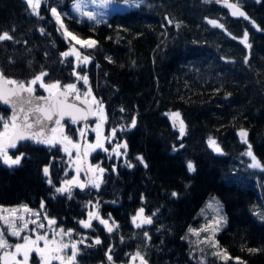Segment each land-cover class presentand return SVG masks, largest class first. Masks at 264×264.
Instances as JSON below:
<instances>
[{
    "label": "trees",
    "instance_id": "1",
    "mask_svg": "<svg viewBox=\"0 0 264 264\" xmlns=\"http://www.w3.org/2000/svg\"><path fill=\"white\" fill-rule=\"evenodd\" d=\"M71 1L42 0L36 16L25 0H0V34L13 37L0 42V73L28 82L47 72L45 83H76L81 94L91 88L104 106L102 131L116 129L114 143H126L127 155H89L90 163L105 169L100 188L73 187L69 199L68 193L55 191L71 173L59 146L18 144L9 153H22L21 164H0V206L25 204L55 219V228L74 230L71 238L84 240L75 264H127L137 251L148 264H195L183 235L204 200L214 195L224 213L215 235L218 247L243 264H264V223L249 213L258 202L257 189L264 193V171L248 167L247 145L238 135L241 129L248 132L253 154L264 165V0H228L248 19L231 16L212 0H127L138 3L99 23L76 19ZM52 7L69 31L97 41L79 50L90 57L87 65L77 67L61 55L69 43L49 15ZM245 32L250 48L241 43ZM74 71L87 74L89 84L78 81ZM35 94L44 93L36 89ZM174 112L184 122L183 137L179 121L174 129L168 119ZM0 117L9 120L1 106ZM64 126L74 140L79 125ZM210 137L222 154L209 148ZM189 161L195 172L188 171ZM140 208L152 223L137 228L131 218ZM89 212L107 219L113 231L95 219L81 231L78 222ZM225 263L210 259L202 264ZM30 264H38L34 255Z\"/></svg>",
    "mask_w": 264,
    "mask_h": 264
},
{
    "label": "snow or ice",
    "instance_id": "2",
    "mask_svg": "<svg viewBox=\"0 0 264 264\" xmlns=\"http://www.w3.org/2000/svg\"><path fill=\"white\" fill-rule=\"evenodd\" d=\"M27 6L31 9L33 15L39 16V8L41 7V0H25ZM91 3L97 4V0H90ZM113 0H99L98 6L103 7L107 4L112 3ZM127 3V0H125ZM206 3L211 2V0H205ZM216 2H221V0H216ZM224 5L232 10L233 16H241L245 19H248L246 14L240 9V7L236 3H229L228 0H222ZM83 0H77V2L73 5L76 12H78L81 16L87 17L89 21H96L97 17L93 12L83 11L82 10ZM51 15L55 18V22L59 25L58 30H62V34L66 41L75 42V44H79L82 48H93L96 46L97 41L92 39H82L79 36L75 35L73 32L69 31L68 28L64 25L62 20V14L57 10L56 7H52L50 9ZM209 24L214 27L223 28L222 24H218L215 20H209ZM178 27V25H177ZM41 33H43V29H40ZM13 37L8 33L4 32L0 34V42L6 40H12ZM248 41V33L245 32L241 43H244L246 47L250 48L251 45L247 43ZM61 55L65 58L69 56H74L76 58L77 67L80 64L87 65L90 62V57L87 55H82L79 51L75 49L74 46L70 47L69 51H65L61 53ZM111 62V61H109ZM47 72H41L36 75L33 79L28 82L16 81L13 79H8L0 73V102L10 105L13 108V115L10 120H3L0 117V120H3L2 129H0V161L4 165H7L9 168L14 166H19L21 164V160L23 159V154L16 155L13 157L10 155L9 150L15 149L19 142L25 140H31L34 143L43 144L49 147H56L57 145L62 146L63 151L71 157L72 152L70 149H76V160L73 161L77 165L76 167V177H73L70 180H65L63 182V186L56 187L55 191L60 194L68 193V198L71 199V188L73 186L79 187L83 190L89 184L99 190L100 184L102 183V174L105 169L100 167L99 165H89L88 171L95 173H100L101 176H94L89 178V180L85 182H81L79 180L80 172L82 171L80 161H81V145L79 143L73 142V140L64 134V125H62L61 121L67 116L71 119L73 124L77 123L78 120H86L88 115H98L99 122L96 124V143L94 144H86L83 146V156L86 158L89 154V151H95L97 148L103 149L104 151H108L104 147V141L109 140L108 137H102V133L100 129L106 119L104 116V106L102 102L98 101L94 96H92L91 88H88L83 94H81L80 90L77 88L76 83H69L66 85H61L59 81H55L52 83H45L44 77L47 76ZM73 75L76 76V79L82 80L83 84L87 86L89 84V79L87 74L81 75L78 72H73ZM39 84V87L48 93L47 96L40 95L37 96L36 85ZM12 86V87H6ZM24 93H27V96H24ZM12 97H16L19 103L18 112L23 113V117L17 114V105L12 102ZM70 97H74V100L80 101L81 104L85 105L84 108L79 107L76 103L70 100ZM89 97H91V101H89ZM35 101V103H34ZM25 105H28L25 108ZM92 105L96 106V109L93 110ZM123 111V109H121ZM170 118L173 120V126L176 127V122L179 121V134L180 137L185 135V125L182 119H180V113L174 112L170 114ZM47 122V123H46ZM54 125L49 127V125ZM136 120L135 118L131 121V127H135ZM33 129H36L33 131ZM45 129H48V132L51 135H47ZM81 136H84V132H80ZM116 135V129L112 130L111 136L114 138ZM240 136L241 142L247 145V151L243 153L251 159V163L248 165L249 168H259L261 171H264V165L257 160L252 151L251 144L247 141L248 132L244 129H241L238 133ZM109 142H111L109 140ZM209 147L213 149V151L222 154V149L216 143L214 139L211 137L208 140ZM183 147V145H181ZM123 148L124 152H121L120 149ZM127 144H118L112 148V153L116 156L127 155ZM176 150L175 147L173 149ZM141 163H144L142 157H137ZM129 167L132 165L129 164ZM147 167V165H144ZM187 169L189 172H195V166L192 162L187 163ZM67 175V173H65ZM43 175L45 177H49L48 183L52 184L50 179V171L49 167L43 168ZM173 196H176L177 193L173 192ZM211 206V205H210ZM43 203L41 204V208H43ZM95 207V206H94ZM25 212H29L30 210L25 206L23 209ZM3 211H10L11 214H15L17 209H4ZM144 208H140L139 211L133 216L132 222L137 228H141L143 224H151L152 218L144 217ZM33 216L39 217L40 213H31ZM144 217L141 222H137L138 218ZM264 219V216L261 217ZM17 219L22 220V225H17L14 220H10L8 217L0 215V220H3L7 228L5 230H0V264H30V260L32 258V254L35 253L38 257V264H53L54 261H57L58 264H75L76 257L79 252L78 244H83L84 240L80 241H72L70 243H65L63 241L64 236L71 237L73 235L72 229H64L59 228L58 230H52V238L50 239L47 234L37 233L35 238H32L29 235L21 236V233L28 229L29 223L36 224L38 229L45 228L43 223H37V220H25L24 217L20 216ZM44 219L48 221V225H55L57 222L55 219L49 218L45 215ZM98 220L100 224L104 225L108 232H112L113 228L109 226V222L107 219L101 218L98 214L89 212L86 220H80L78 223L83 228H91L92 221ZM214 223L219 224V221H214ZM211 225L205 226L202 230H207ZM35 231V230H33ZM200 230L189 229V232L199 235ZM8 233L11 236H15L18 239H22V243H16L14 245H10L8 241L5 239V233ZM59 236L60 239L57 240L56 237ZM145 237H148V233H144ZM150 239V237H149ZM42 242V245H41ZM101 240L99 238L94 240V244L99 245ZM214 247H218L215 243ZM70 249V254L68 250ZM111 251V250H109ZM250 252H255L257 249H249ZM214 255H220L219 252L214 253ZM223 258L231 259L224 253ZM132 261L139 260L140 264H148V261L145 259L144 255H142L139 251H137L132 257ZM108 260H112V256L108 255Z\"/></svg>",
    "mask_w": 264,
    "mask_h": 264
},
{
    "label": "rangeland",
    "instance_id": "3",
    "mask_svg": "<svg viewBox=\"0 0 264 264\" xmlns=\"http://www.w3.org/2000/svg\"><path fill=\"white\" fill-rule=\"evenodd\" d=\"M212 1L216 2V0H212ZM41 2H42V0H41ZM76 2H77V0L71 1V4H70L71 14L78 20H85V21L90 22V23L103 22L105 20V18L109 15V13H111V12H122V11H126L128 9H132L138 3V2H134V1H127V3L125 1L115 2L113 0L112 3L107 4L106 6L100 7V6H98L99 0H97V4L91 3L90 0H83L82 10L93 12L97 17L96 21H89L87 19V17H83L78 12L75 11L73 5ZM219 4L223 5L226 8L227 12L231 16H233L232 10L229 9L228 7H226L224 5V3L222 2V0H221V2H219ZM49 15L51 16L52 20L55 22V18L51 15L50 10H49ZM237 16H239V15H237ZM55 24H56V22H55ZM57 28L59 29V25H57ZM59 32L64 39V36L62 34V30H59ZM67 42L69 43V45H68V48L66 51H69L70 47H72V46H74L77 51H79L82 48V47H80L79 44H75V42H72V41H67ZM67 58H70L71 61L74 63V65H77L78 62L76 61V58L74 56H69ZM80 65H84V64H80ZM35 87L38 91L43 92L44 94H48L47 92H45L43 89H41L39 87V84H37ZM88 99H89V101H91V97H89ZM94 109H96V108H94ZM94 116H95L94 120L90 124L87 125L84 137L81 141V143H82L81 144V154L83 157V163H84L85 171L88 175V178H87V180H85L84 173H83V171H81L80 175H79V180L81 182H85V183L89 180V178L100 175V173H98V172L93 174L92 172L88 171L89 165H92V166L97 165L96 162L95 163L89 162V159H88L89 155H91L93 152H98V153L109 152V153H112V148L116 145L114 143L113 137L111 136L112 132H107L105 134L101 128L100 131L102 133V137H108L109 140L111 141V142H109V140L104 141V147L106 149H108V151H104L103 149L97 148L95 151H89V154L86 158L83 156V146L86 144L96 143V131H94V129L96 128V124L99 122V116L98 115H94ZM168 119H169V121L172 120L170 118V115L168 116ZM0 129H2V127ZM64 130H65V126H64ZM80 132H81V126H79L78 129L76 130V138L73 140V142L80 144V137H79V136H81ZM49 135H51V133ZM57 146H59L61 153L63 154V157L66 161V168L71 171L70 175L68 177H66V180H70L73 177H76L77 165L75 163H73V161L76 160V149H70L72 152V155H71V157H69L63 151L62 146H60V145H57ZM208 146H209V144H208ZM209 148L213 151V149L211 147H209ZM250 163H251V161H249V164ZM0 164H3L2 161H0ZM80 165H81V161H80ZM61 186H63V183L61 184ZM88 186L92 187L90 184ZM73 187H75V186H73ZM77 188H79V187H77ZM257 195H258V202H257V204H255L254 206H251L249 208V213L257 222L264 223V219L261 218L262 216H264V193H261V192L259 193V191L257 189ZM25 206H26L25 204H16V205H12V206H0V215L8 217L10 220H14V222L17 225L23 224L22 220L17 219V217H20V216L24 217V219L28 220V221L37 220V223H43L45 225V228L38 229L36 224L29 223L28 229H26L24 232H22L21 236L29 235L32 238H35V235L37 233H43V234H47L49 236V238L51 239L52 238V230L53 229L58 230V229L55 228L54 225L49 226L48 221L46 219H44V216L41 215L39 210L30 209L26 206L30 211L25 212L23 210ZM4 209H8V210L17 209V212L13 215L10 213V211H3ZM33 212L40 213L39 217L33 216L31 214ZM132 219H133V217L131 218V222H132ZM194 219H195L194 224L187 227L185 234L183 235V240L185 241V243L188 246V258L193 263L202 264L205 261L210 260V259H218L222 262L226 261V263L231 262V264H243L242 261L237 260L236 258H232V257H231V259L223 258L225 252L221 248L213 246L214 243L216 244L215 235L218 233V231L220 230V228L224 222V213H223L222 207H221L218 199L216 198V196L210 195L204 200L202 205L196 211V213L194 215ZM141 220H142V218L140 217V218H138L137 222H141ZM214 221H219V224L214 223ZM132 224H133V222H132ZM207 225H211V227H208L207 230H202ZM78 226H79L81 231L86 230V228L81 227L79 223H78ZM133 226H135V225L133 224ZM6 228H7V226L5 225L4 221L0 220V230H5ZM190 228L195 229V230H200L199 235H195V234L189 232ZM33 230H35V231H33ZM5 239L8 241V243L10 245H14L16 243H22L23 242L22 239H18L15 236H11L7 232L5 233ZM56 239L59 240L60 237L57 236ZM80 239H81V237H80ZM63 241L65 243H70L72 241H78V239L71 238L68 236H64ZM41 245H42V242H41ZM217 252H219L220 255H214V253H217ZM68 253L70 254V249L68 250ZM32 255H34L38 260V257L36 256L35 253H33ZM132 256L133 255H130L127 264H140L139 260H136L133 262L131 259ZM53 263L58 264L57 261H54Z\"/></svg>",
    "mask_w": 264,
    "mask_h": 264
},
{
    "label": "water",
    "instance_id": "4",
    "mask_svg": "<svg viewBox=\"0 0 264 264\" xmlns=\"http://www.w3.org/2000/svg\"><path fill=\"white\" fill-rule=\"evenodd\" d=\"M6 87H12V86H6ZM47 95H48V94H44V96H47ZM24 96L26 97V96H27V93H24ZM37 96H40V95H37ZM69 99L72 100L74 103H76L79 107H81V108H84V107H85V105L81 104L80 101L74 100V97H70ZM12 102L15 103V104L17 105V114L20 115L21 118H22V117H23V113H19V112H18L19 103H18V101H17V98H16V97H12ZM34 103H35V101H34ZM0 106H1L3 109H5V110L7 111V113H8V117H9V119H10L11 116L13 115V108H12L10 105H6V104H4V103H2V102H0ZM27 107H28V105H25V108H27ZM92 108H93V105H92ZM93 120H94V115H91V114H90V115H88V118H87L86 120H78V121H77V124H81V125H82V131L84 132V131H85V128H86V126H87V123H88V122H91V121H93ZM67 121L71 122V119H70L69 117L66 116V117L64 118V120L61 121V123H64V122H67ZM46 123H47V122H46ZM171 124H172V126H173V120H171ZM176 125L178 126V123H177V122H176ZM52 126H54V125H51V124L49 125V127H52ZM177 126H176V127L173 126V128L176 129ZM35 130H36V129H33V131H35ZM45 132H46L47 135L50 134V132H48V129H45ZM82 139H83V136H80V145L82 144V143H81ZM28 141H30V140L21 141V142H19L18 144H22V143H25V142H28ZM81 168H82V171H83V173H84L85 180H87L88 175H87V173H86V171H85V167H84V163H83V157H82V154H81Z\"/></svg>",
    "mask_w": 264,
    "mask_h": 264
},
{
    "label": "flooded vegetation",
    "instance_id": "5",
    "mask_svg": "<svg viewBox=\"0 0 264 264\" xmlns=\"http://www.w3.org/2000/svg\"><path fill=\"white\" fill-rule=\"evenodd\" d=\"M65 124H68V121L67 122H64L62 125H65ZM77 125L81 126V131H82V125L81 124H77Z\"/></svg>",
    "mask_w": 264,
    "mask_h": 264
}]
</instances>
